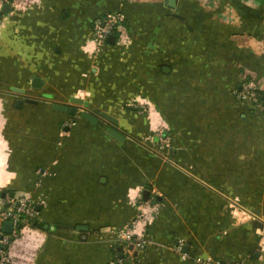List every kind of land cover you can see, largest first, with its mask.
I'll use <instances>...</instances> for the list:
<instances>
[{
	"label": "crops",
	"instance_id": "crops-1",
	"mask_svg": "<svg viewBox=\"0 0 264 264\" xmlns=\"http://www.w3.org/2000/svg\"><path fill=\"white\" fill-rule=\"evenodd\" d=\"M11 3L0 17V195L29 197L48 225L26 228L11 264L129 262L136 250L112 248L139 191L158 210L138 264H264V110L234 95L245 80L264 86V0ZM111 13L121 32L96 53L93 24ZM70 97L117 118L127 138L52 108Z\"/></svg>",
	"mask_w": 264,
	"mask_h": 264
},
{
	"label": "built area",
	"instance_id": "built-area-1",
	"mask_svg": "<svg viewBox=\"0 0 264 264\" xmlns=\"http://www.w3.org/2000/svg\"><path fill=\"white\" fill-rule=\"evenodd\" d=\"M12 0H0V17L3 15L2 8L4 4H12ZM124 17L121 13L107 14L103 19L96 21L93 24L91 34L94 52H101L107 43V37L111 34L121 32ZM264 93V86L252 80L241 82L240 87L235 90V97L245 103H249L253 108L264 110V99L260 95ZM160 139L163 133L158 134ZM136 200L140 203L141 210L136 213L135 218L126 225L124 231L120 233V246L125 250L126 244H132L131 250L139 251L146 244V238L143 232L137 233V230L142 227L148 215L146 209H150V214H155L158 210L157 205L146 203L142 200L141 191L136 195ZM34 220H39V211L37 205L27 196L13 197L8 193L4 196L0 195V264H11L12 257L10 249L15 241H20L24 237L23 229L32 227ZM5 221L12 223L11 232L2 231V224ZM130 264H138L135 257H130ZM117 261L123 264V259ZM205 264H239L238 261L231 263H222L210 259L203 260ZM203 261L200 260L201 264Z\"/></svg>",
	"mask_w": 264,
	"mask_h": 264
},
{
	"label": "water",
	"instance_id": "water-1",
	"mask_svg": "<svg viewBox=\"0 0 264 264\" xmlns=\"http://www.w3.org/2000/svg\"><path fill=\"white\" fill-rule=\"evenodd\" d=\"M165 1H167L169 6L173 7L175 5L176 0H165ZM9 10H10V4H4V6L2 8V13L7 14L9 12ZM114 40H115L114 34H111L107 37V41L109 43H114ZM39 81L40 80L35 78L32 82V86L40 88L39 84H38ZM12 90L15 92H20V93L24 92V90H22V89H12ZM28 101L33 102L32 100H28ZM21 103H22L21 101H18L17 105H20ZM51 104H52L53 109L58 110V111L68 112L71 115H75L79 110H81V116L83 118H85L86 120L92 122V123H96L98 120L105 121L110 126V135L112 137L116 138L119 141H124L127 138V135L118 129L117 118H115V117H113L107 113H104V112L99 113V114H95V113L89 111L86 108L87 102H85L81 98L70 97V98H68L67 102H60V101H54L53 100V101H51ZM158 139H159L158 137L154 138L155 141H157ZM4 194L5 193L3 192L1 195L4 196ZM149 194H150L149 191H147V190L143 191V198L146 200L148 198ZM9 195L13 196V193H10ZM156 199L159 200V198H156ZM33 223L35 225L43 224L39 220H34ZM43 227L45 229H47L48 225L44 224ZM11 229H12V223L10 221H5L2 224V231L3 232L9 233V232H11ZM76 229L80 230V231H83V230L86 231L87 226L79 225L76 227ZM129 248L131 250L133 248V245L130 244ZM121 256H123V255H121ZM133 256L134 257L137 256V251L133 252ZM130 261L128 263H131Z\"/></svg>",
	"mask_w": 264,
	"mask_h": 264
},
{
	"label": "rangeland",
	"instance_id": "rangeland-1",
	"mask_svg": "<svg viewBox=\"0 0 264 264\" xmlns=\"http://www.w3.org/2000/svg\"><path fill=\"white\" fill-rule=\"evenodd\" d=\"M234 93H235V91H234ZM61 101H65V100H61ZM253 108V107H252ZM258 110V109H257ZM155 133L157 132V134H155V135H158V134H161V130L160 129H158V130H156V131H154ZM154 136V135H153ZM153 136H150L149 137V146H151V147H154V145L156 144L154 141H153ZM170 136L168 135L167 137H165V138H163V140H162V142H163V146L164 147H167L168 146V144H169V140H168V138H169ZM156 149H160V147H158V148H156ZM132 197H135V194H134V196H132ZM137 201H135L134 199H132V204L134 205V208L136 209V212H139L140 210H141V208H140V206H138L137 205V203H136ZM145 213L148 215V216H150V209L148 210V209H146L145 210ZM39 215H40V213H39ZM147 220H148V218H147ZM144 226V225H143ZM142 226V227H143ZM142 227H140L138 230H137V233L138 234H140L141 232H143V230H141V228ZM23 231V233H26V229H23L22 230ZM122 232V231H121ZM120 232V233H121ZM118 245H120V243H119V241L117 242V244L115 245V246H118Z\"/></svg>",
	"mask_w": 264,
	"mask_h": 264
},
{
	"label": "trees",
	"instance_id": "trees-1",
	"mask_svg": "<svg viewBox=\"0 0 264 264\" xmlns=\"http://www.w3.org/2000/svg\"><path fill=\"white\" fill-rule=\"evenodd\" d=\"M260 98H261V99H264V93H262V94L260 95ZM32 226H33V227H39V228H41V229H42V227H43L41 224L35 225L34 223L32 224ZM129 247H130V244H126V248H127V249H130ZM112 250H113L114 254H117L118 256L125 255V253L123 252V248H122V246H120V245L115 246L114 248H112ZM118 256H117V257H118ZM134 260H136V259H134ZM125 264H128V262H126Z\"/></svg>",
	"mask_w": 264,
	"mask_h": 264
}]
</instances>
